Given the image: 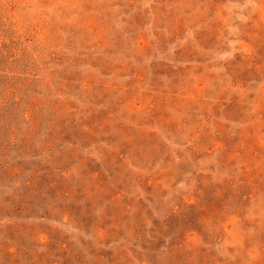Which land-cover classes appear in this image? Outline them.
<instances>
[{
    "label": "rangeland",
    "instance_id": "rangeland-1",
    "mask_svg": "<svg viewBox=\"0 0 264 264\" xmlns=\"http://www.w3.org/2000/svg\"><path fill=\"white\" fill-rule=\"evenodd\" d=\"M0 264H264V0H0Z\"/></svg>",
    "mask_w": 264,
    "mask_h": 264
}]
</instances>
